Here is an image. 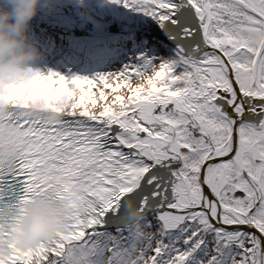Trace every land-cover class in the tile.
<instances>
[{"label":"snow or ice","instance_id":"obj_1","mask_svg":"<svg viewBox=\"0 0 264 264\" xmlns=\"http://www.w3.org/2000/svg\"><path fill=\"white\" fill-rule=\"evenodd\" d=\"M112 2L138 14L134 59L38 73L41 115L0 110V225L42 194L74 220L0 264H264V0Z\"/></svg>","mask_w":264,"mask_h":264},{"label":"clouds","instance_id":"obj_2","mask_svg":"<svg viewBox=\"0 0 264 264\" xmlns=\"http://www.w3.org/2000/svg\"><path fill=\"white\" fill-rule=\"evenodd\" d=\"M41 0H0V110L7 112L13 105V94L26 103V112L41 115L44 106L50 103L47 89L40 87L34 77L46 73L35 63L39 50L30 39L31 20L39 11ZM133 85L146 84L136 79ZM37 93L34 100L25 102L23 97ZM79 92L70 86L64 103L75 102ZM57 118L60 113L48 112ZM4 152L10 162H14L21 152L20 144L6 143ZM6 214L10 216L0 225V255L7 256L12 245L30 248L42 241L54 238L69 230L74 223L73 209L67 199L55 195H40L32 198L26 205L9 206ZM139 242V240L137 241Z\"/></svg>","mask_w":264,"mask_h":264},{"label":"rangeland","instance_id":"obj_3","mask_svg":"<svg viewBox=\"0 0 264 264\" xmlns=\"http://www.w3.org/2000/svg\"><path fill=\"white\" fill-rule=\"evenodd\" d=\"M74 1L79 2V0ZM99 1L102 7L109 9L113 6H120L113 3L112 0ZM80 3L87 5L85 2ZM41 29V27L30 28V39L40 53L35 63L45 69L46 72H58L69 78L73 75L92 78L97 73L118 71L125 63L134 59L138 52V49L129 43L125 36L113 37L114 40L103 39L101 29L95 30L94 36L87 42L91 46L85 47L86 49H81L82 45L78 46L72 41L63 43V41H58L54 37H49ZM67 45L69 48L66 47ZM129 86L143 87L144 84L133 85L131 83ZM94 91H98V89H94Z\"/></svg>","mask_w":264,"mask_h":264},{"label":"bare ground","instance_id":"obj_4","mask_svg":"<svg viewBox=\"0 0 264 264\" xmlns=\"http://www.w3.org/2000/svg\"><path fill=\"white\" fill-rule=\"evenodd\" d=\"M136 15L122 6L102 7L99 0H41L39 12L34 16L37 19L31 20L30 28L41 27L47 36L63 43L75 42L84 49L91 46L87 42L96 29L103 31V39L126 37L128 25Z\"/></svg>","mask_w":264,"mask_h":264},{"label":"water","instance_id":"obj_5","mask_svg":"<svg viewBox=\"0 0 264 264\" xmlns=\"http://www.w3.org/2000/svg\"><path fill=\"white\" fill-rule=\"evenodd\" d=\"M33 19H34V20H36L37 18H36V17H34Z\"/></svg>","mask_w":264,"mask_h":264}]
</instances>
